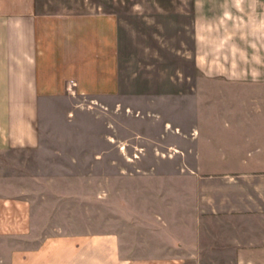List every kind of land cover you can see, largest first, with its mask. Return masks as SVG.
Here are the masks:
<instances>
[{
	"label": "crops",
	"instance_id": "0c3cea01",
	"mask_svg": "<svg viewBox=\"0 0 264 264\" xmlns=\"http://www.w3.org/2000/svg\"><path fill=\"white\" fill-rule=\"evenodd\" d=\"M68 7L0 0V264H264V0H195L191 123L125 98L117 13Z\"/></svg>",
	"mask_w": 264,
	"mask_h": 264
},
{
	"label": "rangeland",
	"instance_id": "374dc122",
	"mask_svg": "<svg viewBox=\"0 0 264 264\" xmlns=\"http://www.w3.org/2000/svg\"><path fill=\"white\" fill-rule=\"evenodd\" d=\"M60 2L76 12L101 9L117 13L120 18L121 77L125 98L134 103L138 102L139 96L149 99L168 91V117L183 123L194 121L196 82L186 77L194 76L197 71L194 61L195 0ZM204 103L213 106L226 101L211 97L205 98ZM174 165L168 161V169ZM127 167L131 170L130 166ZM137 179H126V185L138 184ZM139 179L148 182L147 177ZM135 218H140L139 214ZM136 222L139 223L138 220ZM136 222L130 210V216L124 221L125 229L143 233L149 228L136 226ZM195 261L187 260L188 264H195ZM201 262L207 263L204 259ZM208 263L212 264V260L208 259Z\"/></svg>",
	"mask_w": 264,
	"mask_h": 264
},
{
	"label": "built area",
	"instance_id": "2783aa9c",
	"mask_svg": "<svg viewBox=\"0 0 264 264\" xmlns=\"http://www.w3.org/2000/svg\"><path fill=\"white\" fill-rule=\"evenodd\" d=\"M72 84L74 85L75 83L72 81Z\"/></svg>",
	"mask_w": 264,
	"mask_h": 264
}]
</instances>
